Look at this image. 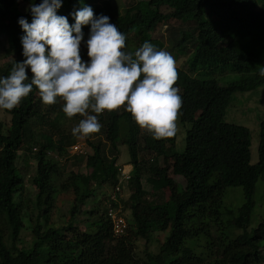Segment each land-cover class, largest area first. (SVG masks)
Instances as JSON below:
<instances>
[{
  "label": "trees",
  "instance_id": "16d2710c",
  "mask_svg": "<svg viewBox=\"0 0 264 264\" xmlns=\"http://www.w3.org/2000/svg\"><path fill=\"white\" fill-rule=\"evenodd\" d=\"M166 2L169 6L162 12L159 8ZM85 5L94 14L109 16L126 35L125 52H134L145 41L163 50V41L151 35L157 26L171 19L190 23L186 29H170L172 48L185 55V67H176L173 85L182 98L178 117L185 127L184 149L174 150L176 136L155 139L121 106L97 116L103 138L85 139L91 149L85 158L89 171L69 172L62 178L57 161L47 158V153L62 157L73 144L61 125L66 115L55 103L53 118L47 117L51 105L41 102L34 87L14 109H2L10 124L3 132L0 123V264H262L264 218L255 224L253 195L257 181H264V120L259 122L258 159L251 163L248 128L226 122L224 116L233 93L264 84L255 69L259 52L252 50L260 43L264 48V0H140L128 3L121 13L105 0H63L57 14L68 16L72 24L69 14ZM20 17L31 21L16 0H0V37L6 41V53L15 56L0 66V77L24 59ZM87 28L82 29L85 35ZM81 56L85 59L82 50ZM226 68L240 77L220 84L218 70ZM31 122L37 123V130L31 129ZM27 137L26 150L37 147L33 156L38 164L30 178L36 188L33 200L24 197V180L16 165ZM121 145L126 146L132 166L130 194L127 198L104 195L101 207L97 190L113 191L118 183ZM172 160H177L182 184L170 176ZM143 178L151 193L144 189ZM230 187L242 189L243 202L236 208L223 202ZM164 190L168 194L161 200ZM67 191L73 194L67 224L50 225L56 197ZM88 199L94 205L81 210ZM30 203L37 213L30 245L25 247L19 244ZM107 203L129 209L124 235L113 233ZM159 232L167 234L158 252L151 253L147 245ZM137 240L144 241V261L135 254Z\"/></svg>",
  "mask_w": 264,
  "mask_h": 264
},
{
  "label": "clouds",
  "instance_id": "9594fccd",
  "mask_svg": "<svg viewBox=\"0 0 264 264\" xmlns=\"http://www.w3.org/2000/svg\"><path fill=\"white\" fill-rule=\"evenodd\" d=\"M62 3L30 0L31 21L18 18L24 59L0 77V109H14L35 87L43 104H55L59 97L67 117H84L71 129L74 136L99 132L97 116L121 106L155 139L175 136L182 98L173 86L178 78L174 57L148 41L125 52L126 35L109 16L94 14L85 5L69 14L74 21L70 24L68 16L57 14ZM84 26L89 29L86 39ZM82 45L87 59L81 56ZM258 75L264 77V66ZM125 167L132 169L130 164Z\"/></svg>",
  "mask_w": 264,
  "mask_h": 264
},
{
  "label": "rangeland",
  "instance_id": "374dc122",
  "mask_svg": "<svg viewBox=\"0 0 264 264\" xmlns=\"http://www.w3.org/2000/svg\"><path fill=\"white\" fill-rule=\"evenodd\" d=\"M110 2L117 10L121 13V10L124 7L128 6V3L135 4L140 0H105ZM144 1V0H142ZM18 5V9L21 12H28L27 8L29 6V2L27 0H16ZM169 6V2H166L162 5L159 9L164 12L167 10ZM205 18H208V15H205ZM210 22H213L210 18L208 19ZM215 23V22H214ZM190 23L182 22L179 20L171 19L167 23H160L156 30L151 33L153 37H158L164 43V51L170 53L176 62V67H185L184 59L185 55L177 54L176 50L172 48V44L174 41L172 33H170V29H186L187 25ZM88 28L86 30L85 39L87 38ZM175 36L179 37L180 34H176ZM7 46L5 39L0 37V66L4 65L9 61H13L15 56L13 53H6L5 47ZM254 47L252 50L259 52L260 61L255 64V69H258L259 66H264V48H261L260 44L253 45ZM250 47V46H249ZM251 48V47H250ZM81 50L85 53L86 56V49L81 46ZM224 71V72H223ZM217 78L219 79L220 84H226L230 81L237 80L240 75L237 73L230 72L228 68L223 70H218ZM57 105L63 107V100L62 98H57ZM49 107L44 109L43 111L48 110ZM42 110V108H41ZM55 111L53 110V104L51 105V109L47 111L46 115L50 119L53 118ZM80 115L73 118H69L67 116L64 117L62 120V128L64 132L73 140V144L67 146V153L59 157L57 153L51 152L47 158H52L57 161L58 166L60 168V172L63 173L62 178H64L69 172L73 173H86L89 170L85 166V158L86 155L90 153L91 149L89 148L86 138L94 140L103 138L102 129H100L97 133H91L87 137L81 136H74L71 132V129L78 125L79 121L83 119ZM224 120L229 123L241 124L248 128L250 132V152H251V163L257 162L258 159V143H259V122L264 120V84L254 89L252 91H238L232 94L230 103L226 108ZM0 123L2 125V131L5 132L6 128L10 124V116L5 113L2 109H0ZM177 125V132H176V140L174 150L181 152L184 149V138H185V127L179 120L177 116L176 120ZM37 123L31 122V129L37 130ZM56 138V136H54ZM28 137L26 138L24 147L22 151L18 152V157L16 160V165L23 177L24 186L23 192H25L24 197L28 198V200H33L36 194V188L30 183V178L33 176L35 169L37 167L38 161L34 158V152L36 150L32 149V151L26 150L29 143L27 142ZM74 145H80L79 151L74 149ZM119 150V158L117 164L121 166L129 165V154L125 145H121L118 147ZM78 151V152H77ZM152 157L146 156L145 159L151 161ZM159 162H161V158H159ZM177 160H172L170 162L169 171H171L170 176L175 179L178 183H183V178L179 174V167L176 164ZM161 164V163H160ZM163 163L161 164V166ZM129 167V166H128ZM127 169V168H126ZM61 178V179H62ZM143 187L146 191L151 193L150 186L145 182V178L142 179ZM129 187V185H128ZM110 194L112 195L113 192L109 187H102L97 190V197L101 200V207L103 206V197L104 195ZM130 194V187L129 189H123L121 193H118V196L127 198ZM168 194L167 190L162 191L160 195V199H164L165 196ZM151 198V197H150ZM73 194L71 191L59 193L56 197L55 203L51 211L49 212V224L54 226H61L66 225L67 220L69 219V209L72 204ZM253 199L256 203L254 214H255V224L261 221L264 218V181L259 179L256 183V188L254 191ZM224 205L230 208H236L237 206L241 205L243 202V194L242 189L240 187H230L226 190V193L223 198ZM94 205L91 202V199H88L86 204L81 208V210H88L90 207ZM122 206V204H121ZM120 206V211L123 215L130 221V211L129 209L123 208ZM96 207V206H95ZM28 216L24 219V228L21 233V241L19 245H23L25 247H29L30 240H31V227L33 226L34 219L36 217V210L33 209L32 204H28ZM82 218V217H79ZM30 219V220H29ZM41 224H43V220H40ZM80 229H84L83 224H78ZM166 232H159L153 235L152 240L148 243L147 247L151 253H157L159 250V246L163 242ZM135 254L141 261L146 260L144 254V241L137 240L135 245ZM264 255V252H263ZM264 264V262L262 263Z\"/></svg>",
  "mask_w": 264,
  "mask_h": 264
},
{
  "label": "built area",
  "instance_id": "2783aa9c",
  "mask_svg": "<svg viewBox=\"0 0 264 264\" xmlns=\"http://www.w3.org/2000/svg\"><path fill=\"white\" fill-rule=\"evenodd\" d=\"M79 147L80 145H74L75 150H78ZM129 178H130V169H126L125 166L120 167L118 183L114 187L111 198L118 197V193H121L123 189H126V187L128 186ZM119 208L120 206L115 208L111 204L107 203V216L111 220L113 233L117 236L124 234L128 226L127 219Z\"/></svg>",
  "mask_w": 264,
  "mask_h": 264
}]
</instances>
